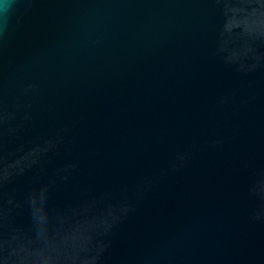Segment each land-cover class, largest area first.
Listing matches in <instances>:
<instances>
[{
  "label": "water",
  "instance_id": "obj_1",
  "mask_svg": "<svg viewBox=\"0 0 264 264\" xmlns=\"http://www.w3.org/2000/svg\"><path fill=\"white\" fill-rule=\"evenodd\" d=\"M0 264H264V0H10Z\"/></svg>",
  "mask_w": 264,
  "mask_h": 264
},
{
  "label": "clouds",
  "instance_id": "obj_2",
  "mask_svg": "<svg viewBox=\"0 0 264 264\" xmlns=\"http://www.w3.org/2000/svg\"><path fill=\"white\" fill-rule=\"evenodd\" d=\"M10 3V0H0V14L3 13L6 6Z\"/></svg>",
  "mask_w": 264,
  "mask_h": 264
}]
</instances>
